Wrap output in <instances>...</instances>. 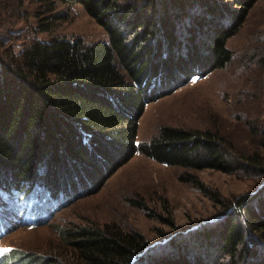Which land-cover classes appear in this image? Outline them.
Instances as JSON below:
<instances>
[{
	"label": "trees",
	"instance_id": "obj_1",
	"mask_svg": "<svg viewBox=\"0 0 264 264\" xmlns=\"http://www.w3.org/2000/svg\"><path fill=\"white\" fill-rule=\"evenodd\" d=\"M34 1L81 4L108 38L35 37L0 55V193L9 197L0 200V237L11 228L12 209L34 188L68 197L79 185L96 187L137 152L184 169L230 173L238 166L264 176V156L237 153L211 130L163 125L149 141L136 140L146 103L230 62L227 41L256 0H230L235 8L208 0ZM252 196L238 195L219 223L194 234L197 251L175 238L151 252L137 232L83 225L68 232L70 257L38 262L264 264V248L253 238L264 240V195L255 203ZM21 257L10 247L0 264H36Z\"/></svg>",
	"mask_w": 264,
	"mask_h": 264
},
{
	"label": "rangeland",
	"instance_id": "obj_2",
	"mask_svg": "<svg viewBox=\"0 0 264 264\" xmlns=\"http://www.w3.org/2000/svg\"><path fill=\"white\" fill-rule=\"evenodd\" d=\"M208 1L238 5L230 0ZM40 22L48 23L49 29L39 31ZM53 36L80 37L85 42L108 38L81 4L57 2L46 7L34 0H0V55L19 52L35 37ZM227 47L232 51L227 65L189 82L184 79L176 89L145 104L137 142L149 141L161 126L171 125L211 130L237 153L264 156V0L255 1ZM263 181L254 169L237 166L230 173L184 169L137 152L95 188L79 185L68 197L34 188L12 209L11 228L0 237V251L13 247L30 262L47 264L48 260L38 261L72 255L68 232L105 224L141 234L151 252L168 248L175 238L197 251L194 234L219 223L224 206L238 195L251 193L255 203L264 195ZM7 198L0 193V200ZM5 206L1 204L0 210ZM247 234L253 242V234ZM253 238L264 248V240Z\"/></svg>",
	"mask_w": 264,
	"mask_h": 264
},
{
	"label": "bare ground",
	"instance_id": "obj_3",
	"mask_svg": "<svg viewBox=\"0 0 264 264\" xmlns=\"http://www.w3.org/2000/svg\"><path fill=\"white\" fill-rule=\"evenodd\" d=\"M76 199V198H75Z\"/></svg>",
	"mask_w": 264,
	"mask_h": 264
},
{
	"label": "snow or ice",
	"instance_id": "obj_4",
	"mask_svg": "<svg viewBox=\"0 0 264 264\" xmlns=\"http://www.w3.org/2000/svg\"><path fill=\"white\" fill-rule=\"evenodd\" d=\"M6 251V250H5Z\"/></svg>",
	"mask_w": 264,
	"mask_h": 264
}]
</instances>
